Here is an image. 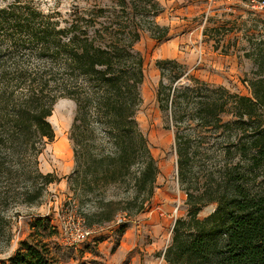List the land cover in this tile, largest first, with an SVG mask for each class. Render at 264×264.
Here are the masks:
<instances>
[{
    "label": "trees",
    "instance_id": "obj_1",
    "mask_svg": "<svg viewBox=\"0 0 264 264\" xmlns=\"http://www.w3.org/2000/svg\"><path fill=\"white\" fill-rule=\"evenodd\" d=\"M117 3L107 17L104 7L97 12L74 10L64 25L30 2L15 0L0 6V46L4 45L0 48V235L6 233L7 239L10 227L3 211L9 201L31 203L56 179L53 173L38 170L36 155L43 139L54 137L48 116L59 95L76 102L70 127L74 165L67 180L83 226L115 224L119 237L126 223H114L116 216H135L152 199L157 166L136 120L144 68L134 46L141 31L160 40L168 27L155 20L162 10L157 0ZM4 49L20 51V56L6 57ZM25 51L28 58L36 54L44 59L46 68L27 70ZM253 55L257 69L249 80L251 95L214 87L189 74L176 58L156 60L161 76L156 97L176 127L181 178L186 179L191 157L190 137L179 130L185 114L200 126H217L230 103L235 122L264 120V50L259 47ZM183 77L188 82H182ZM260 122L249 144L241 148L242 155L253 149L248 166L226 164L216 175L207 174L202 185L185 187L188 210L172 226L164 251L168 264H264V178L257 181V170L264 175V122ZM20 176L30 183L17 191ZM115 184L132 189L124 198L121 192L107 193ZM86 201L90 208H84ZM211 201H216L215 209L199 217L201 207ZM42 233L30 232L12 254L0 257V264H61Z\"/></svg>",
    "mask_w": 264,
    "mask_h": 264
},
{
    "label": "rangeland",
    "instance_id": "obj_2",
    "mask_svg": "<svg viewBox=\"0 0 264 264\" xmlns=\"http://www.w3.org/2000/svg\"><path fill=\"white\" fill-rule=\"evenodd\" d=\"M13 1L15 0H0V6ZM117 1L21 0L22 3L30 2L44 13L52 14L53 18L63 25L70 21L73 11L77 9L90 8L97 12L99 7H104V14L107 17L114 7H118ZM240 7L241 12L232 18L221 21V18L216 17L219 22H224L223 25L216 27L205 25L213 15H208L204 22L205 11H202V19L199 22L202 37L200 42L194 43L197 50L194 49V53L190 50L181 51L184 52L181 54V59L186 62L189 74L214 87L221 86L233 93L251 95L249 80L256 76L257 69L253 53L259 47L264 50V14L252 12L243 5ZM203 33L208 37L205 38ZM161 41L151 36L149 31L143 30L134 46L143 57L144 68L143 81L139 86L141 102L136 111V120L156 161L157 174L154 194L147 209L135 216H122L121 222H125L126 227L121 234V246H129L134 242L133 246H147L153 242H162V246H167L170 243L175 219L184 216L188 210L185 202L187 198L185 187L191 189V186L202 185L207 174L216 175L226 164H238V168L241 169L248 166V156L253 149L246 155H242L241 152L245 145L249 144L255 127L260 122L257 120L235 122L236 116L231 110L230 103L226 105L227 111L220 114V123L217 126L214 123L200 126L189 113L185 114L179 130H183L190 137L191 157L186 179L181 178L177 170L175 151L176 127L172 125L169 112L161 108L156 97L161 76L155 62L163 54L161 47L166 44ZM180 46L179 49H182ZM0 48L3 49L4 45ZM19 52L5 50L4 54L6 57L12 55L16 58L20 56L17 55L20 54ZM223 52L228 57H225ZM24 56L23 66L27 70H42L47 66L44 59L36 54L28 58L25 51ZM214 61L218 62L216 66L213 65ZM181 80L188 82L186 77ZM75 110L76 102L73 98L59 95L55 99L51 114L48 116L54 137L52 140L43 139L41 151L36 155V166L42 173H53L56 179L47 184L40 197L31 203L18 198L9 201L7 209L3 212L9 220L10 236L7 239L6 233L0 235L1 258L12 254L19 246V241L28 237L33 231L43 232L44 240L56 252L61 264H106L107 252H111V248H114L112 246H117L119 239L115 232V224L112 227L108 224L93 226L86 238H77L83 227V221L78 216L79 209L72 198L75 195L67 180V175L74 165L70 127ZM262 122L263 119L260 123ZM92 125L97 135L102 136L100 126L96 122ZM59 139H63V147L58 151L54 144ZM257 171H259L257 177L259 181L264 175L261 170ZM15 182L17 191L30 183L21 176ZM131 189V186L115 184L107 188V193L121 192V198H124ZM87 204L84 208H90L92 205L90 201ZM216 204V201L204 204L199 210V217L212 212ZM149 212L151 213L148 214ZM153 215L159 217L165 215L167 221L155 228L157 223L149 220ZM37 219L42 221L37 222ZM97 238H101L102 241ZM99 246L106 249L105 253L101 252L104 248ZM131 253L132 251L124 253L121 250V264L130 261Z\"/></svg>",
    "mask_w": 264,
    "mask_h": 264
},
{
    "label": "crops",
    "instance_id": "obj_3",
    "mask_svg": "<svg viewBox=\"0 0 264 264\" xmlns=\"http://www.w3.org/2000/svg\"><path fill=\"white\" fill-rule=\"evenodd\" d=\"M157 1L161 5L162 10L159 14L156 15L155 20L157 21V23L168 27L167 36L160 40L156 39L157 41L164 40L161 41V43H166L161 47V52L163 54L158 59L176 58L186 65V62L181 59V54L185 52L184 50H190L193 53L195 50H197L194 43L200 42V39L202 37V33L199 30V28L201 27V23L199 22L202 19V11L207 10V0ZM233 4L234 5L231 11H224L218 7L215 8V10L211 12V15H213V17H210L209 21L205 25H213L215 27L223 25L224 22H219L216 19L221 18V21H223V19H229L232 18V16L239 14L241 12V4L238 2V0H234ZM203 36L205 38L208 37L205 33H203ZM179 45H181L180 48L184 49H179ZM223 54L225 53L223 52ZM224 56L228 57L226 54ZM216 63L218 62L214 61L213 65H215ZM150 213L151 212H149L148 214ZM149 220L153 223H157V225L155 224V228H158V225L167 221V217L165 215L161 217L153 215L149 218ZM118 239L119 242L117 246H112L114 248H111V252H107V261L105 262L106 264H121V250L124 253L132 251L130 261L125 262L124 264H168V262L164 258V251L167 246H162V242H153L147 246H133L135 243L134 242L129 244V246H121V235L118 237ZM100 247L104 248L103 246H99V248ZM105 251V248L103 250L101 249V252L105 253Z\"/></svg>",
    "mask_w": 264,
    "mask_h": 264
},
{
    "label": "built area",
    "instance_id": "obj_4",
    "mask_svg": "<svg viewBox=\"0 0 264 264\" xmlns=\"http://www.w3.org/2000/svg\"><path fill=\"white\" fill-rule=\"evenodd\" d=\"M238 2L252 12L264 14V0H238ZM233 3L234 0H207V10H205L203 21L205 22L208 18L207 16L210 15L211 12L217 7L224 11H231L234 5ZM121 218V214H118L114 220V223L121 222ZM91 231V228L83 226L77 234V238L84 239Z\"/></svg>",
    "mask_w": 264,
    "mask_h": 264
},
{
    "label": "bare ground",
    "instance_id": "obj_5",
    "mask_svg": "<svg viewBox=\"0 0 264 264\" xmlns=\"http://www.w3.org/2000/svg\"><path fill=\"white\" fill-rule=\"evenodd\" d=\"M54 146H55V149H58V151L61 150L62 147H63V139H59V140L54 144ZM60 156H61V155H60ZM62 156H63V155H62Z\"/></svg>",
    "mask_w": 264,
    "mask_h": 264
}]
</instances>
